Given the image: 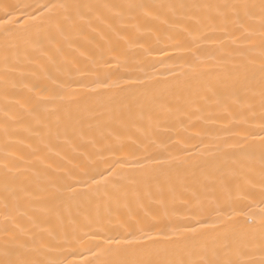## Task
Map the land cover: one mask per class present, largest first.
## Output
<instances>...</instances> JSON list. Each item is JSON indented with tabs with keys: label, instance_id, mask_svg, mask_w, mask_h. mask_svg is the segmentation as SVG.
<instances>
[{
	"label": "snow or ice",
	"instance_id": "1",
	"mask_svg": "<svg viewBox=\"0 0 264 264\" xmlns=\"http://www.w3.org/2000/svg\"><path fill=\"white\" fill-rule=\"evenodd\" d=\"M14 9L11 3L0 0V62L4 65L5 85L14 71L13 56L20 42L31 38L14 28ZM36 13L33 19L38 22L32 25L35 34L51 35L57 44L56 53L72 57L66 61L70 70L78 61L74 45L103 52L106 46H112L111 36L126 18L138 24L141 20L163 24L168 32L186 33L182 25H187L211 27L225 36L240 33L238 39L244 43L237 46L234 62L216 66L222 73L217 82L222 91L210 88L196 101L223 105V115L230 117L229 126L236 130L230 133L234 142L217 145L196 160L174 155L171 145L163 140L145 143L117 139L101 148L111 153L105 168L86 165L61 170L55 179L47 181L40 189L42 194L35 196L24 212L19 210L18 176L5 164L0 175V264H264V0H54L38 5ZM86 79L88 84L82 83ZM74 83L88 93L120 88L107 76L89 79L86 74L78 79L69 76L52 89L44 88L48 94L38 104L54 106L51 114H59L58 129L62 124L65 133L83 138L85 112L90 120L100 121L108 115L109 121H124L123 112L118 114L113 109L111 113H100L88 108L86 97L72 88ZM135 83L149 87L147 81ZM156 99L155 92L151 100L146 93L145 103ZM128 111L132 112L131 107ZM125 152L127 155H122ZM189 181L193 185L203 181L205 188L217 182L227 186L226 198L217 200L214 209L219 213L216 221L220 231L210 240L168 210L165 191L173 193L177 185L188 186ZM241 189L245 195L234 198L233 190ZM157 194L162 213L146 212L143 217L130 219L126 235L131 239L115 247L103 246V228H92L94 222L99 223L90 211L97 201L105 202L109 209L113 205L117 209L130 208L133 204L142 208L147 197L155 198ZM84 252L93 259L84 257ZM76 256L81 257L79 262L70 259Z\"/></svg>",
	"mask_w": 264,
	"mask_h": 264
},
{
	"label": "bare ground",
	"instance_id": "2",
	"mask_svg": "<svg viewBox=\"0 0 264 264\" xmlns=\"http://www.w3.org/2000/svg\"><path fill=\"white\" fill-rule=\"evenodd\" d=\"M4 2L15 6L14 28L31 36L26 42L21 41L14 53V71L8 77L7 85L3 76L4 65L0 62V175L7 164L18 176L21 212L31 207V200L41 195L40 189L47 181L55 179L61 170L86 165L101 170L105 168L111 153L102 152L101 148L117 139L125 142L144 140L145 143L153 139L158 143L163 140L171 145L170 151L174 155L191 160L214 151L217 145L223 147L225 143L234 142L230 133L236 128L229 126L230 117L223 115V105L196 101L210 88L222 91L217 84L222 73L216 66L234 62L237 46L244 43L238 39L240 33L225 36L211 27L187 25H182L187 28L186 33L168 32L163 24L143 20L138 24L136 20L126 18L116 34L111 36L112 46H106L103 52L87 45L81 47L79 43L74 45L78 49L75 54L78 61L71 65L70 70L66 61L72 57L57 54V44L51 35L48 32L36 35L32 27L38 22L33 19L37 6L54 0ZM90 2L171 3L182 0ZM177 44L179 47L175 46ZM93 59L95 63L91 62ZM82 74L89 79L107 76L110 81L120 84V88L101 89L97 93H88L75 83L72 88L78 95L86 97V106L92 111L111 113L114 109L118 114L123 112L125 119L123 122L109 121V116L104 115L100 121H95L88 119L85 112L86 135L80 138L70 132L65 133L62 124L58 129L56 121L59 114H51L54 106L38 104V101L48 94L44 88L52 89L69 76L78 79ZM136 81H147L149 87H142ZM88 82V79L82 81L84 84ZM153 92L158 99L145 103L146 93L151 100ZM226 193L227 186L220 182L209 183L205 188L203 181L199 185L189 181L188 186L177 185L173 193L165 191L164 197L174 218L199 229L210 240L220 231L216 221L219 213L214 209L217 200L225 199ZM244 195L243 189L233 190L234 198ZM159 199L157 194L155 198L147 197L142 208L133 204L130 208L119 209L115 205L109 209L105 202L97 201L90 211L99 223L94 222L92 228H103L104 237H100L104 240L103 246L112 244L115 247L118 242L131 239L126 235L129 231L126 222L130 219L143 217L146 212L162 213L157 205ZM243 203L240 201L241 206ZM197 220L199 224L195 223ZM84 257L93 259L88 252H84ZM70 259L79 262L81 257Z\"/></svg>",
	"mask_w": 264,
	"mask_h": 264
}]
</instances>
